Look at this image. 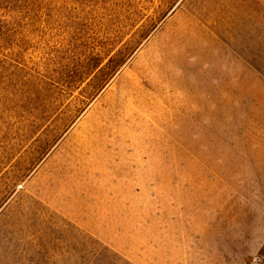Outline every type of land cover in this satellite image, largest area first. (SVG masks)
Masks as SVG:
<instances>
[{
  "label": "rangeland",
  "instance_id": "1",
  "mask_svg": "<svg viewBox=\"0 0 264 264\" xmlns=\"http://www.w3.org/2000/svg\"><path fill=\"white\" fill-rule=\"evenodd\" d=\"M178 1H12L0 264H80L95 244L130 264H259L264 113L217 81L216 52L225 37L255 58L264 15Z\"/></svg>",
  "mask_w": 264,
  "mask_h": 264
},
{
  "label": "crops",
  "instance_id": "2",
  "mask_svg": "<svg viewBox=\"0 0 264 264\" xmlns=\"http://www.w3.org/2000/svg\"><path fill=\"white\" fill-rule=\"evenodd\" d=\"M264 11V0H254ZM218 82L227 85L233 98L247 95L252 108L264 113V74L247 55L225 37H218Z\"/></svg>",
  "mask_w": 264,
  "mask_h": 264
},
{
  "label": "trees",
  "instance_id": "3",
  "mask_svg": "<svg viewBox=\"0 0 264 264\" xmlns=\"http://www.w3.org/2000/svg\"><path fill=\"white\" fill-rule=\"evenodd\" d=\"M13 0H0V27H7V23H4L5 16L7 15V11L10 10ZM254 11L258 15H264L263 9L258 6L256 2ZM256 35L261 38V42L257 41V45H255L253 55L255 58L252 60L256 64L258 70H260L264 74V31H258L255 28ZM81 245L83 247L89 246V242H82ZM96 247H92V252L90 255H81L80 264H130L128 261L118 256L110 249L106 247H99L95 244ZM259 264H264V242L262 243L261 248L259 249Z\"/></svg>",
  "mask_w": 264,
  "mask_h": 264
},
{
  "label": "water",
  "instance_id": "4",
  "mask_svg": "<svg viewBox=\"0 0 264 264\" xmlns=\"http://www.w3.org/2000/svg\"><path fill=\"white\" fill-rule=\"evenodd\" d=\"M180 1H181V0H179V1L174 5V7L170 10V12H172V11L176 8V6L180 3ZM170 12H169V13H170Z\"/></svg>",
  "mask_w": 264,
  "mask_h": 264
}]
</instances>
